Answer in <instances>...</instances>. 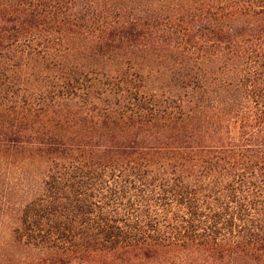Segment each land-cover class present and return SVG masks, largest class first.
<instances>
[{
    "label": "trees",
    "instance_id": "16d2710c",
    "mask_svg": "<svg viewBox=\"0 0 264 264\" xmlns=\"http://www.w3.org/2000/svg\"><path fill=\"white\" fill-rule=\"evenodd\" d=\"M0 264H264V0H0Z\"/></svg>",
    "mask_w": 264,
    "mask_h": 264
}]
</instances>
